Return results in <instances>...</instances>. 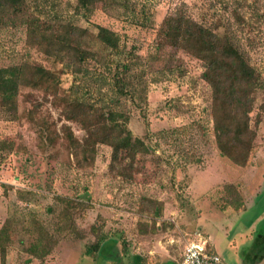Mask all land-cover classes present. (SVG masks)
I'll list each match as a JSON object with an SVG mask.
<instances>
[{
  "label": "rangeland",
  "instance_id": "1",
  "mask_svg": "<svg viewBox=\"0 0 264 264\" xmlns=\"http://www.w3.org/2000/svg\"><path fill=\"white\" fill-rule=\"evenodd\" d=\"M17 7L0 10V67L52 71L59 98L24 86L16 112L0 109V143L13 145L0 150V229L7 230L0 264H178L197 234L226 264H264V88L253 91L255 137L238 165L216 144L202 61L157 47L164 17L182 10L234 36L264 84V0H102L89 13L75 0ZM62 23L85 29L83 47L95 54L81 84H73L69 57H54L31 37ZM98 26L114 31L126 51L99 44ZM115 74L129 83L118 102L108 84ZM72 95L125 113L145 149L113 157L109 145L97 144L93 159L78 166L63 125L81 141L86 133L61 113Z\"/></svg>",
  "mask_w": 264,
  "mask_h": 264
},
{
  "label": "trees",
  "instance_id": "2",
  "mask_svg": "<svg viewBox=\"0 0 264 264\" xmlns=\"http://www.w3.org/2000/svg\"><path fill=\"white\" fill-rule=\"evenodd\" d=\"M18 1L0 0V10L3 4H10L16 11ZM75 1L79 9L89 13L102 0ZM85 33V29L62 23L47 31L33 30L31 37L35 43L42 44L43 51L54 57H69L72 60L69 64L72 65L70 71L73 74V84H81L88 75L84 64L94 54L83 47ZM157 36L159 49L164 46L180 48L202 61L204 70L201 77L211 88V113L216 144L222 155L238 165H243L255 137V130L249 124V113L254 103L253 91L264 88L260 76L248 61L245 49L231 34L217 32L194 20L182 10H175L164 17ZM95 37L99 44L116 54L126 51L120 45L119 36L106 27L98 26ZM122 67L127 71L126 65ZM108 82L110 88L113 87L115 102H118L120 97L123 98V95H129V83L125 82L121 74L113 75L111 82ZM24 86L38 89L44 95H50L54 101L59 98L58 79L52 71L36 65L0 67V109L16 112L19 107L18 95ZM69 98L66 102L63 99L61 113L66 120L77 123L86 133L81 141L73 136L69 126L63 125V134L78 166L83 167L93 159L97 144L109 145L113 157L121 151L125 152L127 157H133L136 152L145 149L143 140L134 137L128 129V117L125 113L116 111L109 104L104 103V107L75 95ZM259 109L264 111V101L260 103ZM11 147L13 145L6 141L0 143L1 151ZM5 234L7 237V230L1 228L0 239L4 238ZM103 239L104 236H100L95 242L96 250L101 246ZM30 249L35 251L36 244L33 243Z\"/></svg>",
  "mask_w": 264,
  "mask_h": 264
},
{
  "label": "built area",
  "instance_id": "3",
  "mask_svg": "<svg viewBox=\"0 0 264 264\" xmlns=\"http://www.w3.org/2000/svg\"><path fill=\"white\" fill-rule=\"evenodd\" d=\"M179 264H226L223 257L209 250L208 240L201 234L188 240L183 248Z\"/></svg>",
  "mask_w": 264,
  "mask_h": 264
},
{
  "label": "crops",
  "instance_id": "4",
  "mask_svg": "<svg viewBox=\"0 0 264 264\" xmlns=\"http://www.w3.org/2000/svg\"><path fill=\"white\" fill-rule=\"evenodd\" d=\"M185 245V244H184ZM183 248H184V246L182 247V249L180 250V253H179V257L177 258V257H175V258H173V259H175V260H177V262H178V264H179V261H180V259H181V257H182V252H183ZM208 248H209V250H211V251H214V246H213V243L211 242V241H208ZM157 250L159 251V252H161V253H159L158 255L160 256V257H162V260L163 259H165L166 257H164V252H166L165 250V248H164V250H161V249H159V248H157ZM172 259V258H171Z\"/></svg>",
  "mask_w": 264,
  "mask_h": 264
}]
</instances>
